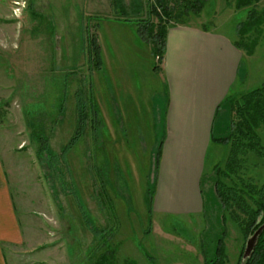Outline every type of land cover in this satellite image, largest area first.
I'll return each instance as SVG.
<instances>
[{"label":"rangeland","instance_id":"obj_1","mask_svg":"<svg viewBox=\"0 0 264 264\" xmlns=\"http://www.w3.org/2000/svg\"><path fill=\"white\" fill-rule=\"evenodd\" d=\"M178 2L168 3L174 15L181 12ZM216 2H223L232 12L243 11L241 22L249 8L264 12V0L240 9H234V0H205L198 14L188 13L186 17L180 14L170 23L181 25L202 12L209 14L217 9ZM121 4L125 17L113 8L111 0H7V12L0 14V156L11 192L23 212L31 217L35 239L40 236L45 247L54 244V251L38 252L37 256L46 262L32 264H90L94 247L83 216L94 227L116 228L110 245L117 248L118 262L129 259L136 264H150L147 255L155 264H202L201 245L210 254L212 242L219 232L218 210L209 179L198 185L202 199L200 213L159 212L160 208L170 205L158 201L155 209L154 205L152 207L147 225L144 192L147 185L150 187L147 177L152 150L148 155L141 153L142 148L141 154L134 152L137 136L141 137L137 139L139 145L143 142L147 149L149 138L145 130L133 132V126L137 125L133 123L134 117H143L145 113L140 108L138 115L132 104L135 99L144 104L146 96L137 85L139 73L144 74L153 64L148 53L138 52L132 46L136 42L143 46L133 22L149 17L144 0H121ZM137 4L141 6L139 13L133 10ZM124 19L130 22L123 23ZM150 19L155 22L153 17ZM230 23L228 13L217 19V26L223 30H230ZM239 23L234 27V34ZM261 31V37L254 39L248 34L249 37L243 36L239 42L241 51L256 52L246 61L253 80L245 89L251 90L264 81V17ZM93 35L99 49H103L100 72L87 71V44L89 36ZM235 37L237 40L236 34ZM252 38L257 40L254 48L250 43ZM118 68L125 70L124 76L127 74L128 80L138 86L135 95L128 94L130 107L126 100L124 103L113 102L108 88L109 71ZM81 76L91 81L93 98L104 125L94 140L87 123L80 138L65 154V163L58 162L55 166L62 178L59 173L54 176L50 173L48 179L43 168L46 162L35 155L36 138L46 139L47 153L56 156L60 153L74 132L73 93ZM245 92L235 90L229 96ZM157 94L151 103L156 122L160 120L157 134L164 139L161 110L165 101L161 93ZM61 103L62 108L59 107ZM225 118L223 113L222 119ZM116 146L121 148L116 149ZM227 151L228 146L211 141L202 176L210 177L215 167L222 168ZM42 158L46 159V156ZM245 160L238 177L260 185L264 178V163L258 166L257 157L250 153ZM119 162L122 171L117 167ZM95 169H99L105 179V191L112 202L116 221L108 210L99 209L95 203L94 188L100 192ZM70 191L77 196L79 207ZM177 192L181 199L187 196L183 190ZM224 227L227 264H236L241 236L227 215ZM145 230H148L147 234Z\"/></svg>","mask_w":264,"mask_h":264},{"label":"crops","instance_id":"obj_2","mask_svg":"<svg viewBox=\"0 0 264 264\" xmlns=\"http://www.w3.org/2000/svg\"><path fill=\"white\" fill-rule=\"evenodd\" d=\"M5 1L7 0H0L2 15L7 12ZM214 6L217 9L209 14L202 12L198 17H190L181 25L169 27L165 35V51L160 72L153 73L151 66L150 69L147 67L144 74L139 73L140 80L137 85L144 91L146 101L142 105L135 99L132 105L136 107L138 115L141 108L145 116L144 119L142 116L134 117L133 123L137 125L133 126V132L136 134L145 130L149 138V148L143 142L139 145L137 139L141 137L137 136V148L135 146L134 152L148 155L154 143L153 123L156 121L153 98L161 93L165 101L161 110L164 139L158 159L151 212L158 201L169 202L170 205L162 209L160 206L159 212H176L179 215L201 212L202 199L198 185L203 175L205 156L211 145V131L217 106L235 90H250L245 89L247 83L253 80L246 61L252 59L256 52L247 56L233 44L237 41L234 27L241 22L243 11L232 12L223 2H216ZM223 13H228L231 18L230 30L217 26V19ZM142 45L136 42L132 47L138 52L144 51L148 53L147 56L150 55L148 48L143 43ZM102 53L101 48V56ZM149 57L152 58L151 55ZM151 62L153 64V58ZM118 69L120 71H109L108 88L113 102L124 103L126 100V105L130 107L131 99L127 98L128 94L135 95L138 86L128 80L127 74L124 76L125 70ZM137 69L140 72L138 66ZM216 120L224 119L219 117ZM159 121L157 120L158 123ZM103 129L105 130V126ZM257 135L264 144V128L257 129ZM171 141V148L168 149ZM119 148L121 146H116V149ZM180 161L183 162L182 165ZM120 163L117 167L122 171ZM261 163H264V159L257 158L258 166ZM178 189L183 190L187 196L181 199ZM30 218L11 192L6 167L0 156V264L46 262L37 256L38 252L48 249L54 251V244H51L52 247H45L39 239L40 236L35 239Z\"/></svg>","mask_w":264,"mask_h":264},{"label":"trees","instance_id":"obj_3","mask_svg":"<svg viewBox=\"0 0 264 264\" xmlns=\"http://www.w3.org/2000/svg\"><path fill=\"white\" fill-rule=\"evenodd\" d=\"M205 0H179L181 12L174 15L172 8H169V2L175 0H144L148 19H139L133 22L135 33L140 41L147 46L154 62L152 72L158 74L165 51V35L169 27L173 26L170 22L174 16L182 15L186 17L188 13L198 14ZM113 8L117 10L121 17H125V11L121 0H111ZM257 0H234V9L247 8L255 5ZM173 6V5H172ZM135 13L141 11L139 4L133 6ZM245 20L239 23L235 29L237 41L233 44L240 48L239 42L243 36L253 38L261 37V26L263 24L264 12H257L254 8L246 11ZM153 17L155 22L150 19ZM130 20L124 19L123 23H129ZM251 39V47H255L257 40ZM253 41V42H252ZM252 48V49H253ZM253 50L245 51L246 55H251ZM88 72H100L102 62L100 59V49L96 41V36H89L87 44ZM87 88V93L85 92ZM91 81L81 76L79 86L73 93L75 123L74 132L62 147L60 153L56 156L46 152V139L38 136L36 141L38 147L35 151L38 160L45 161L43 166L46 178L50 179V173L56 175L58 171L55 166L57 163H65V154L77 142L89 123L93 139L98 138L103 127L99 117L98 110L91 90ZM62 108V103L59 106ZM224 115L227 117L223 121L216 120ZM232 113V115H231ZM89 115L90 118H87ZM118 121V119H117ZM157 122L153 123L154 143L151 148L149 161V174L147 182L150 187H146L144 192V205L147 212V225L150 221L152 195L154 192V183L157 174L158 159L161 151L163 138L158 136ZM259 128H264V81L257 87L246 91L238 96H228L217 106L215 111V123L211 131V141L213 143L228 146V151L222 168L215 167L210 177L202 176L199 180L201 186L203 182L209 179L214 195V201L217 205V217L219 232L212 242L210 254L204 251L201 245L203 255L202 264H227L224 241L226 231L224 227L225 216L236 226L242 240L236 264H264V179L260 185L253 184L250 180L244 181L238 177V173L244 168L247 154L264 159V145L256 133ZM43 159L42 157H45ZM98 177L100 192L93 190L95 203L99 209H106L110 212L114 221L117 220L114 213L112 202L105 191V179L100 175V170L95 169ZM234 177L236 180H232ZM223 180L228 183L223 182ZM50 181V180H48ZM71 195L76 197L78 207V198L74 192ZM80 211V208H79ZM83 222L92 235L91 244L94 247L93 259L90 264H136L133 260L123 259L117 261V248L110 245V240L114 236L116 228H97L92 226L86 216H83ZM148 230L144 233L147 234ZM150 264H155L153 258L147 256Z\"/></svg>","mask_w":264,"mask_h":264}]
</instances>
